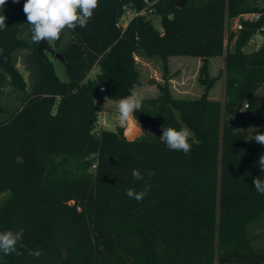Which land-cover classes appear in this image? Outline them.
I'll return each mask as SVG.
<instances>
[{
  "label": "trees",
  "instance_id": "obj_1",
  "mask_svg": "<svg viewBox=\"0 0 264 264\" xmlns=\"http://www.w3.org/2000/svg\"><path fill=\"white\" fill-rule=\"evenodd\" d=\"M257 1L186 0L180 8L177 0H99L65 47L64 32L51 45V55L64 56L62 81L31 41L25 0H7L0 9L8 26L0 31V191L11 195L0 231H22L25 247L23 255L0 253L1 264H264V195L253 186L264 178L257 164L264 146L250 140L264 133V45L243 49L264 25ZM127 8L146 13L123 27ZM259 11V21L230 31L228 18ZM226 29L236 41L226 53L224 115L234 117L239 105L246 112L234 125L222 123V103L208 96L216 81L208 60L223 55ZM137 55L162 59L164 83L135 114L154 134L130 139L100 126L98 111L100 98L118 100L141 79L150 82ZM175 56L201 58L200 97L172 94L168 58ZM163 125L192 131L188 155L160 140ZM133 169L144 180H134ZM146 187L139 202L125 195ZM37 248L42 257L29 255Z\"/></svg>",
  "mask_w": 264,
  "mask_h": 264
},
{
  "label": "clouds",
  "instance_id": "obj_2",
  "mask_svg": "<svg viewBox=\"0 0 264 264\" xmlns=\"http://www.w3.org/2000/svg\"><path fill=\"white\" fill-rule=\"evenodd\" d=\"M19 2L20 0H12L14 4ZM6 3L7 0H0V9L3 10ZM98 7L99 0H25L23 12L29 25L31 41L36 45L46 41L48 46H50L60 40L65 30L74 31L77 26L80 28L86 27ZM2 13H0V31L8 27L6 24L7 17ZM144 86V82L141 79L132 85L128 95L115 101V120L120 127H127L131 122L139 124L135 114L142 112L146 97L141 93L140 89ZM109 99L110 97H105V104ZM192 136V131L186 126L177 129L163 125L162 135L159 138L169 150L183 152L188 155L192 148V144L189 142ZM250 140H254L257 144L264 146V133L258 130ZM257 164L260 170L264 172V154L259 156ZM146 175L152 177L155 172L148 170ZM131 176L136 181L144 180V174L138 169H133ZM253 186L258 193L264 195V178L259 176L254 178ZM147 194V187L140 192L129 188L125 193L127 197L135 199L137 202L141 201ZM22 240L23 233L20 230L6 229L0 231V253L4 255H23V252L20 251V249L25 247ZM28 253L35 258H40L44 255L38 248L29 249Z\"/></svg>",
  "mask_w": 264,
  "mask_h": 264
},
{
  "label": "rangeland",
  "instance_id": "obj_3",
  "mask_svg": "<svg viewBox=\"0 0 264 264\" xmlns=\"http://www.w3.org/2000/svg\"><path fill=\"white\" fill-rule=\"evenodd\" d=\"M236 18L237 16L228 18L227 25H229V29L231 32L238 34V32H236V30L234 29ZM153 22L157 27L160 28L161 24L159 17L153 16ZM228 35H229V31L228 29H226L225 41H224L225 48L223 55L217 57H211L208 60L209 75L211 77H215L216 79L215 83L210 89V92L208 93V96L209 98L213 100H219L222 103V107H221L222 123H224V121L226 120L232 122L233 119V117L225 116L223 109L225 102L226 53H228V51H233L235 49V41H236L234 39L232 42H229ZM70 39H71L70 31L65 30L64 37L61 42V47H65L70 42ZM256 47L257 46H255L253 43L249 42L247 46L243 47V49L244 51L249 52L255 50ZM46 53L51 56V60L54 63V68L57 75L60 77L62 81H65L66 69L64 67L63 62L60 59H58L55 56V54L51 55L50 52H46ZM135 60L137 62L138 70L147 80H150L149 83L145 84V86L140 89L141 93L146 98L158 96L160 93V88L158 85L164 83V80L162 79L163 77L162 59L159 56L147 57V56L137 55L135 57ZM202 63L203 62L199 57L175 56L168 58V64H169L168 74L170 77L168 84L170 86V89H172L175 92V93L172 92V94L175 97L195 98L203 94L205 87L204 85H201L198 80L200 73V66ZM20 70L22 71V74L26 80L27 83L26 88L27 89L33 88L35 85L34 78L30 74V71L27 68V64L22 57L20 59ZM174 88L179 89L181 93L178 94ZM6 91L8 92L10 90L6 89ZM103 100L104 101L100 103V108L102 109L101 111L103 112H99L98 120H99V125L102 126L104 129L115 131L117 128H121L124 131V135L130 139L137 138L143 134H148V133L154 134L153 129L145 128L141 126L140 123L137 124L136 122H131L127 127H120L115 120V116H116L115 101L117 100L109 99L106 104H105V98ZM148 129L150 130V132H147ZM10 195H11L10 189L0 191V209L3 207V205H5Z\"/></svg>",
  "mask_w": 264,
  "mask_h": 264
},
{
  "label": "built area",
  "instance_id": "obj_4",
  "mask_svg": "<svg viewBox=\"0 0 264 264\" xmlns=\"http://www.w3.org/2000/svg\"><path fill=\"white\" fill-rule=\"evenodd\" d=\"M257 5H260L262 8H264V0H258L257 1ZM146 11L142 10V11H135V10H131L129 8L126 9V11L123 13L121 19H120V24L125 27L127 26V24L129 23V21L137 15H143L145 14ZM262 12H250V13H242L239 14L236 18V23L234 26V29L236 30V32H240L245 28V21L247 20H252L254 22H257L260 20V18L262 17ZM229 31V29H228ZM251 43H253L256 47V49H259L262 45H264V25H262V27H260V29H258L253 37L250 40ZM255 49V50H256ZM97 68H94V70L91 72L90 76H93L94 73H96ZM105 92V88L100 87L99 88V93L102 95ZM101 102V98L99 99V103ZM248 107V104L245 105V108ZM147 132H150V130L148 129ZM95 167V166H94Z\"/></svg>",
  "mask_w": 264,
  "mask_h": 264
},
{
  "label": "water",
  "instance_id": "obj_5",
  "mask_svg": "<svg viewBox=\"0 0 264 264\" xmlns=\"http://www.w3.org/2000/svg\"><path fill=\"white\" fill-rule=\"evenodd\" d=\"M186 4V0H177L176 5L177 7L183 8ZM51 50V46H48L46 41L41 42V44L37 45V51L41 56H45L46 52ZM55 56L60 59L61 61L64 60V56L61 53H56ZM246 112L242 110L241 106L237 107L236 113L232 119V124H236L240 117H242Z\"/></svg>",
  "mask_w": 264,
  "mask_h": 264
},
{
  "label": "crops",
  "instance_id": "obj_6",
  "mask_svg": "<svg viewBox=\"0 0 264 264\" xmlns=\"http://www.w3.org/2000/svg\"><path fill=\"white\" fill-rule=\"evenodd\" d=\"M21 59V58H20ZM18 67H19V70H20V60H19V64H18ZM21 71V70H20ZM21 73H22V71H21ZM175 89V88H174ZM176 90V92L179 94V93H181V91L179 90V89H175ZM171 92H174L172 89H171ZM184 92V91H183ZM175 93V92H174ZM200 97V96H199ZM105 97H103L102 99H101V103L104 101L103 99H104ZM182 98H184V97H182ZM185 98H190V97H185ZM195 98H198V97H195ZM102 110V109H101Z\"/></svg>",
  "mask_w": 264,
  "mask_h": 264
}]
</instances>
